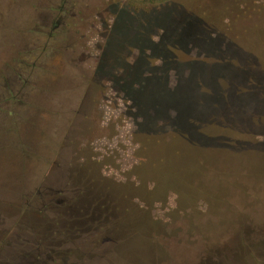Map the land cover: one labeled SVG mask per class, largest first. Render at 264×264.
Wrapping results in <instances>:
<instances>
[{
    "label": "rangeland",
    "instance_id": "374dc122",
    "mask_svg": "<svg viewBox=\"0 0 264 264\" xmlns=\"http://www.w3.org/2000/svg\"><path fill=\"white\" fill-rule=\"evenodd\" d=\"M27 260L264 264V0H0V264Z\"/></svg>",
    "mask_w": 264,
    "mask_h": 264
},
{
    "label": "trees",
    "instance_id": "16d2710c",
    "mask_svg": "<svg viewBox=\"0 0 264 264\" xmlns=\"http://www.w3.org/2000/svg\"><path fill=\"white\" fill-rule=\"evenodd\" d=\"M150 1L162 3L165 0H150ZM208 16H209L208 14H204V13L201 15L196 13L194 16L195 20L198 21V25L200 27L204 28L203 29L204 31H206V29H210L211 27H213L214 23H216V22H212V23L208 24L207 23V20L209 19ZM205 19H207V20H205ZM192 20H194L193 17H188L179 24V26L175 29L174 35L170 37L171 39H169L168 41H164L165 45H166L164 50L170 49L171 51H175V50H178L179 48H181L180 47L181 46L180 41H184V38H185L184 33L186 34V37L188 39H191V37H190V35L186 29H187L188 25H192V22H191ZM162 56H163L162 58H164L165 62H170V56L167 52H165Z\"/></svg>",
    "mask_w": 264,
    "mask_h": 264
},
{
    "label": "flooded vegetation",
    "instance_id": "af4514ba",
    "mask_svg": "<svg viewBox=\"0 0 264 264\" xmlns=\"http://www.w3.org/2000/svg\"><path fill=\"white\" fill-rule=\"evenodd\" d=\"M92 196H94V197H91V199L90 200H92L93 202H94V200H96V197H95V194L93 193V194H91ZM99 197V196H98ZM85 200H87V199H85ZM92 201H90L89 203L90 204H92ZM62 201H58V203H61ZM87 202H88V200H87ZM99 209V208H98ZM70 211V213L68 214V215H73V209L72 208H70V207H66L65 208V211ZM97 209H94V211H96ZM73 212V213H72ZM82 215V214H81ZM72 226H73V224H72ZM72 226H70V227H72ZM22 264H39L38 262H31V261H25L24 263H22Z\"/></svg>",
    "mask_w": 264,
    "mask_h": 264
}]
</instances>
